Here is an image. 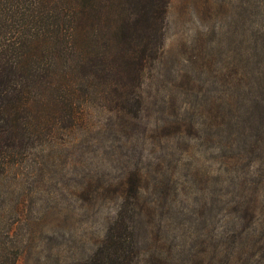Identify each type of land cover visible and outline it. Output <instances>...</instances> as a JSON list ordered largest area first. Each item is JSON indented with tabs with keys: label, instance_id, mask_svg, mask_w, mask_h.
Wrapping results in <instances>:
<instances>
[{
	"label": "rangeland",
	"instance_id": "374dc122",
	"mask_svg": "<svg viewBox=\"0 0 264 264\" xmlns=\"http://www.w3.org/2000/svg\"><path fill=\"white\" fill-rule=\"evenodd\" d=\"M139 92V111L94 105L0 176V264H86L126 195L148 255L194 230L193 264H253L220 233L261 221L264 239V0H170Z\"/></svg>",
	"mask_w": 264,
	"mask_h": 264
},
{
	"label": "trees",
	"instance_id": "16d2710c",
	"mask_svg": "<svg viewBox=\"0 0 264 264\" xmlns=\"http://www.w3.org/2000/svg\"><path fill=\"white\" fill-rule=\"evenodd\" d=\"M169 3L0 0V176L41 145L83 127L94 105L119 115L134 105L140 110L145 73L164 53ZM135 189L141 191L139 185ZM125 198L86 264H169L171 258L193 264L194 230L174 247L176 255L156 246L148 255L137 209L142 204L139 197ZM257 225L246 235L220 233L233 244L229 259L242 260L248 249L254 251L248 257L253 264H264V239H256L263 223ZM165 234L178 237L172 230ZM245 237L257 243L247 244Z\"/></svg>",
	"mask_w": 264,
	"mask_h": 264
}]
</instances>
